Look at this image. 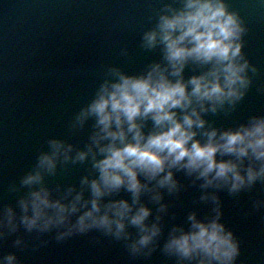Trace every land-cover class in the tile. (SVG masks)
Returning <instances> with one entry per match:
<instances>
[{
  "label": "clouds",
  "instance_id": "1",
  "mask_svg": "<svg viewBox=\"0 0 264 264\" xmlns=\"http://www.w3.org/2000/svg\"><path fill=\"white\" fill-rule=\"evenodd\" d=\"M160 2L141 46L159 49L162 59L134 75L107 69L70 123L75 132L93 121L86 149L64 139L47 140V150L39 152L19 186H9L11 192L26 189L15 206L0 204V240L21 229L38 235L55 230L57 241L95 230L122 241L131 257L147 258L160 247L163 225L160 215L150 222L152 209L142 198L166 212L160 190L170 195L180 190L175 172L202 181L201 189H226L232 196L264 183V116L227 129L204 118L226 106L235 109L252 84L249 71H258L243 53L242 18L226 0ZM258 3L264 6V0ZM190 66L198 74L186 78ZM89 157L92 178L84 176L79 190L57 186L54 194L46 178L61 165ZM122 191L130 200L116 198ZM200 200L214 205L213 214L202 219L189 214L187 227L168 231L161 251L176 264H236L240 244L221 222L219 197L205 191ZM253 207L264 208V200H255ZM14 246L26 245L17 237ZM0 264L19 260L14 253L0 254Z\"/></svg>",
  "mask_w": 264,
  "mask_h": 264
},
{
  "label": "water",
  "instance_id": "2",
  "mask_svg": "<svg viewBox=\"0 0 264 264\" xmlns=\"http://www.w3.org/2000/svg\"><path fill=\"white\" fill-rule=\"evenodd\" d=\"M226 2L230 11L240 15L247 30L250 24L255 28L260 27V30L255 31L256 34L245 33L243 37V53L250 64L258 69L255 74L249 71L252 84L244 99L235 109L226 106L222 112L204 116L210 125L220 129L247 123L255 115L264 116V22H258L255 18L258 13L257 17L262 19L264 6L258 0ZM161 7L160 0H0V102L7 104L6 113L18 109L20 98H8L6 95L12 93L8 92L9 89L17 90L18 81L22 82L23 88L31 83L38 95L48 97L49 83L53 79L61 83L65 81L63 76H66L75 83L80 78L84 90H88L87 94L83 92L81 95L88 98L94 96L108 68L116 67L123 71L124 65L123 72L134 75L145 70L149 64L159 62L162 59L161 51L144 49L141 38L143 32L154 26L156 12ZM44 71H53L54 78ZM192 73L191 66L185 69L186 78ZM73 88L69 85V94H74ZM61 92H65V89L58 93ZM57 96L54 100L59 102L57 105L61 108L65 103L60 101L67 96ZM65 107L72 109L71 106ZM222 114L229 117H218ZM44 117L47 115L44 114ZM14 132L9 127L7 134L3 133L1 138L3 136L4 141L7 136L15 139ZM20 149L8 143L0 144V174L4 166V171L12 176L0 182L2 205L7 197L3 199L2 195L11 192L9 186H19L20 180L15 178L17 175L13 171L12 152ZM25 167L23 165L22 170ZM60 174L57 172L53 178H46L54 194L57 186H61L62 191L69 186L79 190L80 172ZM175 174L181 177L180 190L171 195L166 189L160 190L163 196L161 203L167 205L166 212H158L159 205L151 202L148 196L142 198L152 209L150 222H154L157 215L162 217L160 247L150 257L133 258L122 241H115L95 230L57 241L55 230L38 235L21 229L15 235L0 240V254L14 253L19 264H176L174 257H168L161 251L164 239L173 226L187 227L189 214L195 212L200 219L213 214L211 210L214 205L200 200L207 191L215 192L219 197L222 212L227 210L221 222L239 241L240 255L236 264H264V208L256 210L253 207L255 200H264V183L258 182L252 190L235 196L224 189L221 197L220 190L201 189L202 181L193 182L195 177L181 175L184 174L182 171ZM117 198L130 200V194L122 191ZM18 199L8 197L6 204L14 206ZM129 230L135 232V229ZM18 235L25 242L23 248L14 246Z\"/></svg>",
  "mask_w": 264,
  "mask_h": 264
}]
</instances>
